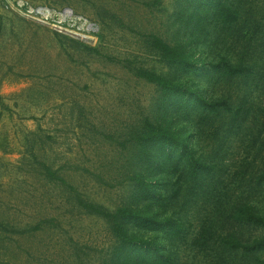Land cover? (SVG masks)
Listing matches in <instances>:
<instances>
[{
    "label": "rangeland",
    "instance_id": "374dc122",
    "mask_svg": "<svg viewBox=\"0 0 264 264\" xmlns=\"http://www.w3.org/2000/svg\"><path fill=\"white\" fill-rule=\"evenodd\" d=\"M233 2L242 21L224 27L211 20L209 34L196 41L180 18L188 11L187 0H0V222L17 230L54 216L62 226L28 238L3 233L0 223V252L8 236L19 244L17 249L10 242L17 250L7 259L13 264H39L45 258L47 264H79L73 242L87 253L81 254L87 264L100 263L99 256L113 242L104 220L60 201L51 205L53 184L44 177L43 164L90 200L115 210L130 195L119 186L118 174L131 161L129 141L146 117L157 124L171 122L202 159L214 155L225 140L217 151L223 150V159L211 162L217 166L213 181L234 199L245 195L264 215V178H256L264 167V0ZM149 35L171 45L186 44L189 65L169 67L147 45ZM223 60L253 66L255 73L229 81L214 68ZM129 67L176 77L185 90L210 101L242 103L251 110L249 120L225 139L217 135L224 131L220 123L208 122L194 104L189 110L175 103ZM180 167L187 181L177 184L178 176L170 177L159 186L164 196L179 185L182 194L189 193L188 164ZM244 168L248 173L242 177ZM244 177L248 186H242ZM186 199L176 208L168 205L163 216L174 214L186 224L185 239L175 244L182 261L203 264L190 246L211 209L202 198L179 212ZM249 233L256 237L262 231ZM144 237L166 242L161 233ZM260 255L264 258V252Z\"/></svg>",
    "mask_w": 264,
    "mask_h": 264
},
{
    "label": "trees",
    "instance_id": "16d2710c",
    "mask_svg": "<svg viewBox=\"0 0 264 264\" xmlns=\"http://www.w3.org/2000/svg\"><path fill=\"white\" fill-rule=\"evenodd\" d=\"M187 2L188 11L182 13L180 18L184 28L191 32L196 41L204 39L209 34L207 28L211 20L224 27H235L243 19L233 0H187ZM146 43L169 67L184 70L189 65L186 44L171 45L157 35L147 36ZM214 68L229 81L236 78L247 80L255 73L253 66H246L243 63L233 65L226 60ZM129 69L135 77L163 89L165 95L176 99L175 103L181 106L185 104L189 110L194 109L190 105H196L201 110L202 117L208 122L212 121L213 125L221 124L224 131L217 135L222 134L225 139L230 133L241 132L249 120L251 110L244 109L242 103L235 106L228 100L210 101L202 93L185 90L176 77L157 74L145 68ZM170 123L157 124L146 117L142 127L132 134L133 138L129 141L133 151L129 154L131 161L118 174L122 179L119 186H126L130 195L115 210H109L102 204L90 200L58 171L43 164L44 177L49 184H53V199H50L49 203L54 205L60 201V204L68 209L104 220L113 242L110 248L99 256V264H196L188 258L182 261L180 250L178 252L177 247L175 248V244L185 239L184 220L181 217H174V214L165 216L163 214H166L168 205L172 204L175 208L181 205L187 194L189 197L179 212L203 198L211 210L208 211L192 240L190 250L194 253V258L203 257V264H264V258L260 255L264 252V215L260 214L245 195L241 194L234 199L224 190L225 188H222L223 186H220L221 183L216 184L211 177L217 167L211 162L223 159V150L219 154L217 151L224 147L225 140L214 155L202 159L196 155L192 142L187 140L186 136L179 135ZM183 162L188 164L186 176L192 181L189 193L182 194V187L179 185L174 192L171 191L172 187L168 189L166 192L169 194L164 196V190L159 187L163 182L166 183L170 177L177 175L178 184L185 178L180 167ZM247 171V168L241 170L242 177L246 176ZM260 171L262 174L257 175L258 179L264 178V167ZM251 176L254 183L256 172ZM185 179L187 181V178ZM245 182L244 177L242 186L249 185ZM0 223L3 233H17L28 238H33L38 232H44L46 229H62L54 216L43 217L29 227L17 230L10 228L6 221ZM257 230L262 231L260 236L254 237L249 233ZM149 233H161L166 242H158V239L154 238L146 239L144 236ZM6 238L9 242H2L0 264H13L12 258L7 257L16 254L19 244L12 242L14 240L11 236ZM10 242L16 244L17 249L13 248ZM71 246H74V254L79 264H87L81 257L82 255L87 257L81 246L73 242ZM47 263L46 258L39 261V264Z\"/></svg>",
    "mask_w": 264,
    "mask_h": 264
},
{
    "label": "built area",
    "instance_id": "2783aa9c",
    "mask_svg": "<svg viewBox=\"0 0 264 264\" xmlns=\"http://www.w3.org/2000/svg\"><path fill=\"white\" fill-rule=\"evenodd\" d=\"M6 2L9 4H13V2H17V4H19L20 0H6ZM20 6H22V5H20Z\"/></svg>",
    "mask_w": 264,
    "mask_h": 264
}]
</instances>
